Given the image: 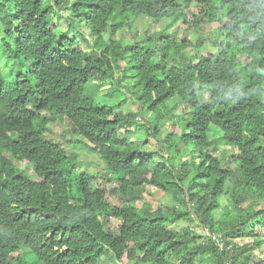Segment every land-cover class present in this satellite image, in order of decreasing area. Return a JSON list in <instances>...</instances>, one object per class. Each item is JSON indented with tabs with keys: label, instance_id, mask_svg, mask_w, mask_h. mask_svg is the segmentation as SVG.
<instances>
[{
	"label": "trees",
	"instance_id": "trees-1",
	"mask_svg": "<svg viewBox=\"0 0 264 264\" xmlns=\"http://www.w3.org/2000/svg\"><path fill=\"white\" fill-rule=\"evenodd\" d=\"M140 16L189 28L143 46L100 40ZM217 20L221 42L206 29ZM207 37L219 49L201 54ZM127 78L150 114L168 108L167 120L142 124L139 112L86 95L90 83L120 90ZM175 117L181 132L173 123L163 133ZM59 119L105 172L73 175L81 153L51 135ZM145 185L174 201L138 206ZM118 195L124 203L113 205ZM182 221L190 225L171 228ZM106 254L116 264H264V0H0V264H97Z\"/></svg>",
	"mask_w": 264,
	"mask_h": 264
},
{
	"label": "rangeland",
	"instance_id": "rangeland-1",
	"mask_svg": "<svg viewBox=\"0 0 264 264\" xmlns=\"http://www.w3.org/2000/svg\"><path fill=\"white\" fill-rule=\"evenodd\" d=\"M201 9L200 4H195L193 3L190 7L185 8V13L187 17V22L193 25L194 22L192 20L195 18V15L199 14ZM69 22V20H67ZM58 24V20L56 19L54 21V24ZM221 20H217L214 23L210 24L208 26L207 31L210 30L211 34L215 38H220L218 37L217 31H219V28L221 27ZM64 27L67 24L64 21H61V23ZM171 26V27H170ZM186 28H189V25H185L183 23L175 24L173 22V18H163L156 20L154 18H151L149 16H140V17H131L125 27L121 29V31L117 32L115 36L113 37L112 33L110 31H106L105 33L102 34L100 37V40L104 42H109L111 38L121 40L123 46H128V45H133V44H140V45H149L150 44V39L153 38H158L161 35L170 32H178L179 34L183 35V31L186 30ZM82 31L87 32V28L85 26L81 27ZM67 30L66 32H68ZM191 32V31H190ZM189 39L193 43L196 42V34L190 33L189 34ZM87 38V37H86ZM204 43L200 50L201 54H206L207 50H212L216 52L219 48L215 47L213 44V41L210 40L209 37L203 39ZM221 42V39H219ZM80 46L84 48L85 44L81 41ZM188 52H192V50H187ZM196 55H201V54H196ZM195 56H192V61H195ZM1 62L4 63V58L2 57ZM123 63L126 65V62L123 61ZM168 66L171 65V63H167ZM6 67V65H4ZM8 70V67H7ZM99 84H92L90 83L87 87L86 95L92 97L95 101L99 102L100 104H104L106 100H110L114 104H121V112L127 114L130 112L138 113L140 115V118L142 120L138 121L142 124L144 123H158L159 121L163 122L168 119L170 115V111L168 110L167 107H165L161 112L155 113V114H150V112L143 107V105L140 104L139 100L137 99V94H135V88L133 87L134 85V80L127 78L124 81V85L122 86V89L117 90V88L112 89V88H105L104 86H98ZM178 97H174L172 100H170L167 103L168 107H172L174 104L179 102ZM118 108V107H117ZM188 112L187 108L182 106L179 109L175 111L176 117L178 115H186ZM161 116L162 119H161ZM176 117L174 118L173 122L166 121L163 127V133H166L169 131L173 123H175V128L174 131L181 132L179 129V126H177V120ZM182 126H184V122H181ZM69 122L65 119L64 121H59L55 124L50 125L49 129L51 131V135L54 136L56 139L64 141L63 144L66 148L67 154L70 155L72 154L73 150L76 153L79 154L81 153L79 160L77 161L78 165L74 170H72L73 175L78 176L81 173H89L93 174L95 171L97 172H105V162L101 159V157L97 154L95 151H88L85 150L86 147L83 146L82 143H78L77 141L71 144V141L68 142V139H70L71 133H69ZM124 130H122L123 132ZM66 134L67 136L62 139V136ZM142 133H140L141 135ZM163 137V136H161ZM86 143H88L85 140ZM88 145L91 146V144L88 143ZM149 145L151 146L150 148L153 150L158 149V145L156 143L155 138H150L149 139ZM148 145V146H149ZM156 146V148H155ZM218 155V153H216ZM225 162V161H224ZM17 166L21 167L22 169H26L25 171L29 175H34V170L32 166L25 167L24 164H21L18 161L14 162ZM229 168L236 169L237 163H230L227 164ZM101 181V180H100ZM94 185V184H93ZM116 185H110L107 184L106 188L108 189H113ZM234 184L231 180L228 181L227 187H226V193H228L226 196H224V199H222L223 202V208L224 207H229L230 206V199H231V193L233 192ZM144 198H142L140 201L136 202L138 206H142L144 204H150L154 207V209L161 208V209H166L168 205H171L173 200L172 195H169L168 193L158 190L154 188L153 186H146L144 188ZM109 200L113 205H122L124 203L123 199L118 195V196H109ZM257 199L250 200L247 203L243 205V207H247L249 204L252 202H255ZM263 202V201H262ZM261 202V203H262ZM263 204V203H262ZM262 206L259 205L257 207V210H261ZM224 210L220 211L217 213V218L223 217ZM190 223L187 221H182L178 224L172 225L171 228L181 230L186 226H189ZM110 226L113 228V230L118 231V222L116 220H111L110 221ZM97 264H116L114 262V259L109 255L106 254L103 259H101ZM204 264H211L209 262H205Z\"/></svg>",
	"mask_w": 264,
	"mask_h": 264
},
{
	"label": "built area",
	"instance_id": "built-area-1",
	"mask_svg": "<svg viewBox=\"0 0 264 264\" xmlns=\"http://www.w3.org/2000/svg\"><path fill=\"white\" fill-rule=\"evenodd\" d=\"M204 232H205L207 237L211 238V240L215 243V245L218 247V249L221 252L226 249L227 246H226L224 240L222 239V237L220 235L218 236L215 233H211L209 231V229H207V228L204 229Z\"/></svg>",
	"mask_w": 264,
	"mask_h": 264
},
{
	"label": "clouds",
	"instance_id": "clouds-1",
	"mask_svg": "<svg viewBox=\"0 0 264 264\" xmlns=\"http://www.w3.org/2000/svg\"><path fill=\"white\" fill-rule=\"evenodd\" d=\"M219 12H220V14L219 15H221V12H222V10H220L219 9ZM214 23V22H213ZM186 25V24H185ZM210 25V24H209ZM185 31V30H184ZM178 35H179V33L178 32H176ZM181 35V34H180ZM87 39H88V41L89 42H92V40L94 39V37H92V38H90V37H87ZM8 71V70H7ZM96 84H98V82H95ZM100 85V84H99ZM105 88H111V86L110 85H108V86H104ZM17 116V115H16ZM18 117V116H17ZM59 121H64V119H62V120H58V121H56L55 123H57V122H59ZM55 123H51V124H49L48 125V129H49V127H50V125H52V124H55ZM49 131H50V129H49ZM50 133H51V131H50ZM5 155V157L8 159V158H12V156L10 155V154H7V153H5L4 154ZM13 161L15 162V160L13 159ZM32 166V165H31ZM33 168V167H32ZM34 170V169H33Z\"/></svg>",
	"mask_w": 264,
	"mask_h": 264
}]
</instances>
